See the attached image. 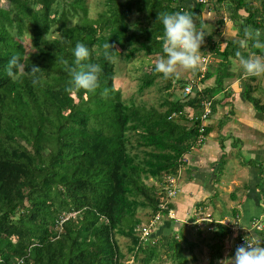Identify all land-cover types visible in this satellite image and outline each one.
Wrapping results in <instances>:
<instances>
[{
    "label": "trees",
    "instance_id": "obj_1",
    "mask_svg": "<svg viewBox=\"0 0 264 264\" xmlns=\"http://www.w3.org/2000/svg\"><path fill=\"white\" fill-rule=\"evenodd\" d=\"M5 1L0 6V264H157L163 256L186 264L176 234L144 240L139 233L167 200L166 177L178 175L197 145L202 101L224 89L227 68L239 60L236 52L264 53L251 40L243 48L234 43L245 39L246 26L258 29L264 40V0L259 5L195 0L191 6L184 0H101L95 16L89 15L87 0ZM212 4L216 9L227 4L240 28L238 39L215 42L220 30L208 29L202 20ZM163 12L188 13L208 40V55L219 61L217 86L198 89L191 81L193 96L181 98L172 90L160 108L122 97L115 86V59H131L140 51L163 56L157 39ZM77 42L89 48L88 62L101 68L92 91L73 88L63 70L72 64ZM14 54L24 73L11 80L5 68ZM32 66L40 73L35 85L28 73ZM153 69L154 64L141 77V89L163 76ZM201 75L203 82L213 73L200 68L194 79ZM173 78H165L166 89ZM177 82L181 91L189 84ZM252 92L247 89L245 98L264 113V103ZM220 101L214 100L213 113ZM189 111L196 113L191 120ZM247 163L264 171V160ZM146 209L148 221L139 215ZM119 236L131 242L127 252Z\"/></svg>",
    "mask_w": 264,
    "mask_h": 264
},
{
    "label": "crops",
    "instance_id": "obj_2",
    "mask_svg": "<svg viewBox=\"0 0 264 264\" xmlns=\"http://www.w3.org/2000/svg\"><path fill=\"white\" fill-rule=\"evenodd\" d=\"M259 2L255 0L254 5ZM184 4L191 6L194 0H184ZM226 11L231 18L227 4H222L220 9L212 4L205 8L202 16L208 29L220 27L221 38L225 24L222 14ZM240 13L248 14L245 9ZM233 62H236L234 67L240 69L237 77L229 73L225 78L230 79L234 94L227 96L225 88L213 93L215 99L221 101L209 120L211 131L202 144L184 157L175 178L177 192L170 199V209L176 219L164 214L151 235L155 238L176 234L184 250L192 249L206 256L211 252L209 264L210 261L229 264L234 244L241 236L252 241L259 238L264 244V171L247 163L248 160H264V113L245 98L246 90L251 88L261 100L264 85L252 86L240 61L234 59ZM207 68L213 75L202 82V87H215L217 70L209 63ZM254 78L252 76L251 80ZM206 223L209 228L202 230Z\"/></svg>",
    "mask_w": 264,
    "mask_h": 264
},
{
    "label": "clouds",
    "instance_id": "obj_3",
    "mask_svg": "<svg viewBox=\"0 0 264 264\" xmlns=\"http://www.w3.org/2000/svg\"><path fill=\"white\" fill-rule=\"evenodd\" d=\"M157 20L163 29L162 36L157 39L161 42L164 55L155 61L154 72L168 78L170 75H179L178 68L195 69L198 67L200 64L199 50L204 35L195 30L192 17L186 12H163L158 13ZM243 35L245 39L234 42L238 43L239 47H245L247 41L251 40L253 47L264 49V40L261 39L258 29L246 26ZM109 46L105 45V48L107 49ZM71 54L74 57L72 64L63 65V70L71 77V86L88 91L96 89L101 68L97 63L88 62L89 48L77 42ZM104 56L110 60L107 51ZM236 56L239 57L243 73L252 76L264 73V60L260 57L241 56L239 51L236 52ZM38 69L39 67L32 66L28 70L34 85L40 80ZM5 71L11 80L19 79L23 75L24 66L17 55L14 54L9 58ZM229 264H264V244L260 242L259 238H255L254 241L247 240L244 245L236 247Z\"/></svg>",
    "mask_w": 264,
    "mask_h": 264
},
{
    "label": "rangeland",
    "instance_id": "obj_4",
    "mask_svg": "<svg viewBox=\"0 0 264 264\" xmlns=\"http://www.w3.org/2000/svg\"><path fill=\"white\" fill-rule=\"evenodd\" d=\"M198 1V0H196ZM89 6H90V14L91 16H95L98 12V10H100V6L99 3L101 2V0H87ZM195 2V0H194ZM6 1L5 0H0V6H6ZM243 10V9H240ZM240 10L238 11L239 14H245V13H240ZM137 17V13H134L132 19L135 20V18ZM222 18L225 20V24L223 25L222 29L224 31V34L221 38V34L220 37L218 36H214V40L215 42H218L219 39H222L223 42H225L226 40H234V39H238V33L240 31V28L238 27V25L234 24V21L230 18V13H228L227 11L222 14ZM217 21V19H215ZM233 21V22H232ZM234 26L237 28L235 29ZM218 27V26H216ZM220 29V27L218 29H215L216 31H218ZM222 32V31H220ZM208 40L204 39L200 45V50H199V55H200V64L198 67H196L195 69H183V68H178L177 71L179 73V75H173L174 78L172 80V88L166 89V87H164L167 84V81L165 80L164 76H161L159 78H157L156 82L149 87H145L144 89H141V84L142 82H140L141 77L143 76L144 73L148 72L149 67L152 66V64L155 63V61L157 59H159L161 57V54L158 55H154L151 57L145 56L143 51L137 52V54L131 58V59H126L125 57L121 56L115 59V71H116V76H115V86L117 89H119L122 93V97L125 99H135L138 103H144L147 106H156V107H160V103L164 100L165 96H167V92H172V90L174 91L175 95L180 96L181 98L183 97L182 95V91L179 88V84L177 82V79H181L184 81H187L190 83L191 81H197L194 78L197 75L198 70H200V68H202L204 66L203 63V59H204V54L210 53L209 52V48L207 47L208 45ZM225 45V43L223 44ZM204 47V49H203ZM264 52V49H263ZM249 56H254L253 53H249ZM208 59L209 57L206 56ZM261 59L264 60V53L261 54ZM234 59H232L233 61ZM218 61L216 59H212V57L210 58V60H208L209 65H212V68L214 70H216V67L218 65ZM234 64H236V62H233L232 65H229V68H227V75H230L229 73H233L235 75V77H237V73L240 69H238L237 67H234ZM211 66H209L210 68ZM202 70H205V67H203ZM163 77V78H162ZM247 78L250 81V84L252 86H254L255 84L261 83V85H264V73L255 76V78L253 80H251L252 76L248 75ZM197 79V78H196ZM223 86L225 88L224 93L228 94L227 96H232V89L230 88V79L229 78H223ZM217 86V85H216ZM165 89V90H164ZM167 90V91H166ZM254 91V90H253ZM264 92V90H263ZM234 94V93H233ZM194 93L191 95L193 96ZM252 95L253 92H252ZM255 96V95H254ZM261 100L264 102V95L260 96ZM162 108V107H160ZM164 109V108H163ZM190 112V120H191V116H193V112ZM149 183H152V179L146 180ZM150 210L146 209V210H141L139 215H141L142 217H144L145 221H148L151 217L150 215ZM198 224V223H197ZM194 224V225H197ZM207 225L203 226V228H201L202 230H206V228H209V223H206ZM198 231V229H196ZM196 231V232H197ZM119 243L122 247V249L127 252L128 251V246L131 244V242L129 241V239L124 238L119 236L118 238ZM250 240V239H249ZM252 241V240H251ZM237 242V241H236ZM236 242L234 244V249H236ZM184 253L187 257V262L186 264H209V259H210V253L206 254H197L195 252V250H184ZM176 260V259H174ZM157 264H174V261L172 258L170 257H165L163 256L162 259L160 260L159 263Z\"/></svg>",
    "mask_w": 264,
    "mask_h": 264
},
{
    "label": "built area",
    "instance_id": "obj_5",
    "mask_svg": "<svg viewBox=\"0 0 264 264\" xmlns=\"http://www.w3.org/2000/svg\"><path fill=\"white\" fill-rule=\"evenodd\" d=\"M201 1H204V0H201ZM208 56L209 59L206 57ZM203 59V63H204V66L205 67V70L207 69V64H208V60H210V55H206ZM203 67L201 68V70L203 69ZM205 70H202L203 72ZM203 75L200 76L199 80H197L196 82L194 83H189L188 85H186L182 91V95L183 97H186V96H189V95H192L193 94V88H194V85L198 88V89H202V82L200 79H202ZM216 96H211V97H208V98H205L203 101H202V111L200 113V119L202 120V123L200 125V132H201V135L199 136L198 140H196V143L197 145H200L202 144L205 139L207 138V136L204 134V131H205V127L207 125V120H209V117L211 118V115L213 113V107H214V100H215ZM228 108L226 109V111L228 112ZM173 116H177L178 114L177 113H173L172 114ZM192 118V116H191ZM176 176H173V175H169L166 177L167 179V182H168V185H167V190H168V197H167V200L160 206V210L152 216V218L150 219L149 223L147 225H145L143 228H141L140 230V235H141V238L144 239V240H148V239H153V237H151L152 233H153V230L156 228L157 226V223H159V221L161 220V218L163 217L164 214H166L169 218H173V219H176L175 217V214L173 212L172 209L168 208L167 207V203L170 202V199L176 195V188L174 187V184H175V181H176ZM224 224H228L227 222H223ZM249 240L248 238H246L245 236H241L237 242H236V247L237 246H240V245H244L246 243V241ZM251 241V240H249Z\"/></svg>",
    "mask_w": 264,
    "mask_h": 264
}]
</instances>
